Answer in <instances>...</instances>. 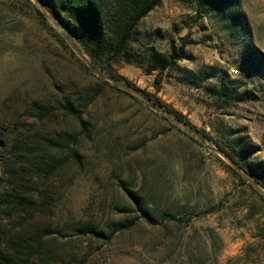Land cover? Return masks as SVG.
<instances>
[{
  "label": "rangeland",
  "instance_id": "obj_1",
  "mask_svg": "<svg viewBox=\"0 0 264 264\" xmlns=\"http://www.w3.org/2000/svg\"><path fill=\"white\" fill-rule=\"evenodd\" d=\"M236 2L231 8L160 0L138 25L134 53L167 59L182 47L185 57L161 73H148L145 60L112 64L115 75L181 113L203 141L169 125L145 101L99 87L86 63L75 54L89 71L27 8L18 24V10L1 5L0 120L7 132L48 141L53 131L73 128L62 113L40 121L33 111L63 95L88 104L97 128L79 144L82 165H63L52 176L49 209L29 217L0 213V229L50 233L44 242L52 264H264V204L215 151L247 149L241 160L264 184V0ZM250 46L262 56L258 65ZM123 188L138 193L150 221ZM82 226L112 235L82 234Z\"/></svg>",
  "mask_w": 264,
  "mask_h": 264
},
{
  "label": "trees",
  "instance_id": "obj_2",
  "mask_svg": "<svg viewBox=\"0 0 264 264\" xmlns=\"http://www.w3.org/2000/svg\"><path fill=\"white\" fill-rule=\"evenodd\" d=\"M198 1L202 4L229 5L231 8L237 6L236 0ZM40 2L67 29L69 36L91 64L102 74L110 76L121 83L132 86L113 73L112 64L115 62L122 60L141 66L145 60L148 63L146 70L148 73L152 71L161 73L173 66L176 61L185 57L182 47L178 48L177 53H170L167 59L163 58L161 54L154 55L152 53L140 58L134 53L132 44L138 40L140 35L137 29L138 25L159 5L160 0H40ZM1 5H7V9L11 7L9 12L18 10V12H14L18 17L20 16L17 20L18 24L23 23V19L28 17L27 12H22L24 7L27 8L33 14L39 28L69 54L76 64L89 71L76 57L62 31L53 28L30 0H4L0 1ZM237 19L238 14L233 11L231 21L236 22ZM239 25L244 26L242 23ZM250 49L253 50L250 59L258 65L263 60L262 56L251 46ZM89 74L92 76V73ZM93 78L99 83V87L108 86L117 92L124 93L137 101L139 100L112 86L101 77L96 76ZM136 89L150 98L156 105L170 112L175 118L194 128L181 113L167 107L162 102L153 100L144 91ZM100 93L99 90V92L94 93L95 95H91L92 101ZM216 93L219 96L224 94L223 83L220 84ZM231 95L230 97H232ZM87 107L88 104L83 103L81 99H74L66 95L60 98L57 96V101L53 106L45 103L33 106V111L40 121L52 118L54 113H62L64 119L69 118L73 123V128L58 129L50 133L48 141L39 140L36 135H28L22 138L14 132V134H9L6 130V119L3 118L5 122L0 120V213L8 217L20 215L29 217L49 209L52 205V198L49 195L52 192V190L50 191L52 176L63 165L81 166L83 154L79 149V144L85 139H93L96 134L97 126L92 122L91 116L87 114ZM167 123L177 128L170 122L167 121ZM185 134L191 139L194 138L190 134ZM219 149L245 173L250 175L258 185L264 188V184L259 182L255 172L241 160L242 157L246 156L247 149H239L238 147L239 151L235 155L227 152L222 147ZM59 152L62 155L58 156ZM235 156L240 159H236ZM225 167L235 178L252 189L251 185L231 166L225 164ZM24 181L25 184L22 185ZM123 189L127 191L137 211L141 212V216L150 221V212L141 205L138 193L127 188ZM253 192L259 196L264 204V197L254 190ZM129 225L118 224L117 227H128ZM78 229L82 234L91 233L96 237L106 239H110L112 235V232L105 234L102 230L85 226ZM47 235H50V233L40 234L35 230L28 233L18 230L15 233L8 232L6 234L0 229V264H52L49 260L53 255L52 251L44 242Z\"/></svg>",
  "mask_w": 264,
  "mask_h": 264
},
{
  "label": "water",
  "instance_id": "obj_3",
  "mask_svg": "<svg viewBox=\"0 0 264 264\" xmlns=\"http://www.w3.org/2000/svg\"><path fill=\"white\" fill-rule=\"evenodd\" d=\"M3 1V0H0ZM33 4L37 7V9L42 13V15L45 17V19L51 23L52 25H54L56 28L60 29L64 35V37L66 38V40L68 41L70 47L72 48V50L75 52V54H77L88 66V68L91 70V72L97 76V77H101L103 78L105 81L109 82L112 86L116 87L119 90H122L136 98H139L143 101H145L150 108L154 111L157 112L159 114H161L166 120H168L169 122L175 124L176 126L182 128L186 133L192 134L197 136L200 140H204L203 137L196 131L194 130L192 127L186 125L183 121L178 120L177 118H175L170 112L166 111L165 109L161 108L160 106H156V104L148 97H146L145 95H143L140 91H138L136 88L121 83L117 80H115L114 78L110 77V76H106L104 74H102L99 70H97L90 62L89 60L85 57V55L81 52V50L77 47V45L74 43L73 39L69 36V33L67 31V29L57 20L55 19L49 12L48 10L45 8V6L40 2V0H32ZM219 155H221L223 158H225L229 164L231 165V167L238 172L248 183L251 184V186L261 195L264 197V191L254 182V180L252 178H250L249 175H247V173H245L231 158H229L226 154H224L221 150H215Z\"/></svg>",
  "mask_w": 264,
  "mask_h": 264
}]
</instances>
